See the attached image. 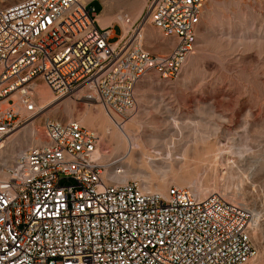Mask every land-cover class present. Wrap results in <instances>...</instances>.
<instances>
[{
	"label": "built area",
	"instance_id": "obj_1",
	"mask_svg": "<svg viewBox=\"0 0 264 264\" xmlns=\"http://www.w3.org/2000/svg\"><path fill=\"white\" fill-rule=\"evenodd\" d=\"M93 1L0 7V139L37 113V81L56 96L83 89L124 124L139 82L150 73L166 82L178 76L208 0H146L124 36L118 22L99 25ZM146 23L167 51L145 48ZM42 136L0 164V264H245L252 257V214L242 203L117 181L107 172L121 173L122 160L104 162L98 132L78 121L44 117Z\"/></svg>",
	"mask_w": 264,
	"mask_h": 264
},
{
	"label": "rangeland",
	"instance_id": "obj_2",
	"mask_svg": "<svg viewBox=\"0 0 264 264\" xmlns=\"http://www.w3.org/2000/svg\"><path fill=\"white\" fill-rule=\"evenodd\" d=\"M14 1L0 0V7ZM142 1L94 0L92 5L99 15L108 8L113 24L124 15L132 22ZM145 25L151 29L143 39L145 48L167 51L159 30ZM115 31L119 35L118 25ZM43 86L47 87L41 81L34 86L37 113L16 123L3 137L0 164L38 143L36 139L41 143L42 119L47 116L95 129L104 162L123 156L126 144L112 136L116 127L98 103L84 98L79 89L57 96L43 108L38 93ZM135 99L126 119L134 147L122 161L125 180H138L145 189L159 193L156 188L166 191L176 185L199 195L200 188L206 195L218 192L228 201L242 203L252 214L254 246L245 264H264V0H208L194 51L178 76L166 82L150 73L137 84ZM20 112L24 113L23 107Z\"/></svg>",
	"mask_w": 264,
	"mask_h": 264
},
{
	"label": "bare ground",
	"instance_id": "obj_3",
	"mask_svg": "<svg viewBox=\"0 0 264 264\" xmlns=\"http://www.w3.org/2000/svg\"><path fill=\"white\" fill-rule=\"evenodd\" d=\"M145 2H146V0H143L142 1V5H141V8H140V12H141V10L143 9V7H144V5H145ZM139 12V13H140ZM139 13H137L136 14V16H134L133 17V19H132V22L133 21H135L137 18H138V16H139ZM125 16L126 15H124L123 17H121V16H118V23L122 26V28H123V36L125 35V33L127 32V30L130 28V26H131V23L132 22H130V18H129V22L127 23L126 21H125ZM127 17V16H126ZM97 20H98V23H99V25H101V27H105V26H107V25H109V24H111V20H112V18H111V15H110V13H109V10H108V8H105L104 9V11H103V13L101 14V15H97ZM150 32H151V29H150V27L148 26V25H143L142 26V28H141V31H140V33H141V35L143 36V39H146L148 36H149V34H150ZM166 44V43H165ZM150 45V44H149ZM168 46V45H167ZM35 86V85H34ZM34 90H35V87H34ZM81 90H83V89H81ZM38 93H39V95H40V97H41V100L43 101V108H45V107H47L48 105H50L51 103H53L55 100H57L58 99V97L56 96V98L54 97V95L52 94L53 92L49 89V88H47V87H45V86H43V88H42V90H40V91H38ZM62 96V95H61ZM21 108V107H20ZM20 108H19V111H20ZM21 113V112H20ZM88 109L86 110V112L84 113V115H83V120H86L85 118L88 116ZM107 117H108V119H109V121L116 127V131L113 133V137L115 138V137H117V138H119V140L123 143H125L126 144V148H125V150H124V152H123V156H121V157H119L120 158V160H122L123 161V159L124 158H127V157H130L131 156V152H132V150H133V147H134V143H133V141H132V136H131V131H130V128L126 125V123L127 122H125L124 124H120L119 123V118L118 117H115V118H112V117H110V116H108L107 115ZM89 122H91V121H89ZM31 124H34V120H32L31 122H30ZM33 130V128L31 127V131ZM99 134V133H98ZM99 137H100V135H99ZM108 137V136H107ZM113 137H112V139H113ZM184 137H186V136H184ZM109 138V137H108ZM194 138H197V136H195ZM199 138H201L200 136H199ZM1 141H0V149L2 148V147H4V145H5V140H2V139H0ZM37 141H38V143L40 142V140L39 139H36ZM212 144V143H211ZM214 145H216V144H214ZM118 149V148H117ZM220 150H221V148H220ZM121 167H122V163H121ZM111 170V172L112 173H114V174H109L108 172H107V175L108 176H110L111 178H113V179H115V180H117V181H125V179H126V177H127V175L126 174H123V172H124V168L122 169L123 171L121 172V173H116V172H114V170H112V169H110ZM118 174V175H117ZM120 174V175H119ZM154 182V181H153ZM143 186H144V184H143ZM160 186V185H159ZM155 187H156V185H155ZM144 188H145V186H144ZM156 189H158L159 191H160V193H162V194H164L166 191L165 190H163L162 188H156ZM149 191H152V190H149ZM193 191V190H192ZM197 192H198V194L199 195H196L195 193V195L196 196H198V197H204L205 195H206V192L203 190V189H200V188H198L197 189Z\"/></svg>",
	"mask_w": 264,
	"mask_h": 264
},
{
	"label": "crops",
	"instance_id": "obj_4",
	"mask_svg": "<svg viewBox=\"0 0 264 264\" xmlns=\"http://www.w3.org/2000/svg\"><path fill=\"white\" fill-rule=\"evenodd\" d=\"M101 26V25H100ZM115 31V28L113 29ZM115 34H116V31H115Z\"/></svg>",
	"mask_w": 264,
	"mask_h": 264
}]
</instances>
